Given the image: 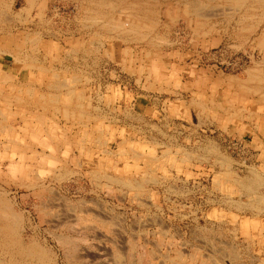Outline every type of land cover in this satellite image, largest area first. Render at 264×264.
<instances>
[{
  "label": "rangeland",
  "instance_id": "obj_1",
  "mask_svg": "<svg viewBox=\"0 0 264 264\" xmlns=\"http://www.w3.org/2000/svg\"><path fill=\"white\" fill-rule=\"evenodd\" d=\"M2 1L0 213L25 240L264 264V0Z\"/></svg>",
  "mask_w": 264,
  "mask_h": 264
},
{
  "label": "bare ground",
  "instance_id": "obj_2",
  "mask_svg": "<svg viewBox=\"0 0 264 264\" xmlns=\"http://www.w3.org/2000/svg\"><path fill=\"white\" fill-rule=\"evenodd\" d=\"M2 1V0H1ZM9 4H7L4 0L2 1L5 5L7 4L8 9H11L12 6L14 5V1L13 0H9ZM28 2L32 1V0H27ZM96 1V0H95ZM139 1V0H138ZM257 1V0H256ZM91 2V1H90ZM123 2V1H122ZM141 2V1H140ZM198 2V1H196ZM245 2V1H244ZM264 2V1H262ZM33 3V2H32ZM185 3V2H184ZM232 3V2H231ZM31 4V3H30ZM133 4V3H132ZM153 4V3H152ZM194 4V3H193ZM209 4V3H208ZM237 4V2H236ZM1 5V4H0ZM103 5V4H102ZM123 5V4H122ZM140 5V4H137ZM191 5V4H189ZM253 5V4H252ZM4 6V5H3ZM100 6V5H99ZM141 6H143L141 4ZM200 6V5H199ZM213 6V5H212ZM239 6V5H237ZM97 7V4H96ZM95 7V8H96ZM101 7V6H100ZM100 7H98L99 9H97L96 11H101L102 9H100ZM132 7V6H131ZM187 7V6H186ZM189 7V6H188ZM195 7V6H194ZM113 8V7H112ZM204 8V7H203ZM253 8V7H251ZM7 8H0V16L4 15L5 12L7 14V11H4ZM132 9V8H131ZM139 9V8H138ZM123 10V9H122ZM127 10V9H126ZM133 10V9H132ZM150 10V9H148ZM198 10V8H197ZM230 10V9H229ZM236 10V9H235ZM141 11V9H140ZM199 11V10H198ZM246 11V10H245ZM196 12V11H195ZM205 12V11H204ZM235 12V11H234ZM247 12V11H246ZM262 12V11H261ZM96 16H97V12H95ZM102 15V12H100ZM132 13V12H131ZM230 13V12H229ZM125 14V13H123ZM155 14V13H154ZM231 14V13H230ZM256 14V13H255ZM100 14H98L99 16ZM100 15V16H101ZM258 15V14H257ZM15 16V15H14ZM2 17V16H1ZM9 17V16H8ZM7 17V18H8ZM93 18V17H92ZM99 18V17H98ZM131 18V17H130ZM137 18V17H136ZM112 19V18H111ZM248 19V18H247ZM7 20V19H6ZM94 20V19H93ZM97 20V19H96ZM256 20V19H255ZM260 20V19H259ZM137 21H139L137 19ZM153 21V20H152ZM151 21V22H152ZM202 22V21H201ZM238 22V21H237ZM256 22V21H255ZM242 23V22H241ZM129 24V23H128ZM127 24V25H128ZM132 26L130 28H132L134 31L135 29L138 27L136 26V24H133V22L131 23ZM143 24V23H142ZM130 25V24H129ZM138 25V24H137ZM146 26V25H145ZM201 26V25H200ZM203 26V25H202ZM103 27V26H102ZM115 27V26H114ZM122 28V30H127L126 28H128L126 26V24L124 23L123 25L118 26V28ZM142 27V26H141ZM140 27V28H141ZM241 27V26H240ZM117 28V29H118ZM124 28V29H123ZM128 28V29H130ZM139 28V29H140ZM131 29V30H132ZM138 29V28H137ZM136 29V30H137ZM143 29V28H142ZM123 32V31H122ZM126 32V31H124ZM136 32V31H135ZM128 33V32H127ZM197 33V32H196ZM137 34V33H136ZM142 34V33H141ZM139 35V32H138ZM140 37V36H139ZM146 37V36H145ZM38 39V38H37ZM263 39V38H262ZM159 40V39H158ZM34 41V40H33ZM262 41V40H261ZM261 43V42H260ZM260 45V44H259ZM32 48V47H31ZM68 53V52H67ZM77 53V52H76ZM260 64V63H259ZM257 67V66H256ZM248 70V69H247ZM252 70V69H250ZM256 70V69H255ZM254 73V72H253ZM251 74V73H250ZM249 75V74H248ZM261 76V75H260ZM264 77V76H263ZM254 78V77H253ZM263 79V78H262ZM254 80V79H253ZM75 81V80H74ZM259 81V80H258ZM260 82V81H259ZM68 114V113H67ZM40 118V117H39ZM47 120V119H46ZM42 121V120H41ZM2 130V129H1ZM7 132V131H6ZM155 140V139H154ZM207 157V156H206ZM227 166V165H226ZM256 174V173H255ZM261 176V174L259 175ZM258 178V177H257ZM262 179L264 177H261ZM261 179V180H262ZM257 180V179H256ZM255 180V181H256ZM264 180V179H263ZM148 181V180H147ZM251 181V180H250ZM257 182H260V180ZM264 183V182H262ZM250 184V183H249ZM260 184V183H258ZM251 185V184H250ZM139 188V187H138ZM263 196V195H262ZM260 199V198H259ZM263 198L261 197L260 200H262ZM264 200V199H263ZM258 202V201H257ZM263 201H261L262 203ZM264 204V203H263ZM6 205V203H5ZM3 206V205H2ZM7 206V205H6ZM5 206V207H6ZM258 207V206H257ZM9 208V206H8ZM7 208V209H8ZM11 209V208H10ZM262 209V208H261ZM1 212L4 213L6 212L5 210L1 209ZM72 215V214H71ZM85 219V218H84ZM111 222V221H109ZM57 224V223H56ZM98 224V223H97ZM65 225V224H64ZM93 225V224H92ZM96 226V225H95ZM88 227H86L87 229ZM93 228V227H92ZM70 229V228H69ZM85 229V228H84ZM90 229V227H89ZM94 229V228H93ZM96 229V228H95ZM99 229V228H98ZM77 230V229H76ZM78 231V230H77ZM86 232V231H85ZM78 233V232H77ZM114 233V232H113ZM68 236V235H67ZM62 237V236H61ZM66 237V236H63ZM69 237V236H68ZM94 237V236H93ZM67 238V237H66ZM32 239V238H31ZM61 239V238H60ZM78 239V238H77ZM98 239V238H97ZM101 239V238H100ZM73 240V239H72ZM115 241V240H114ZM211 241V240H210ZM62 243V242H61ZM67 245V244H65ZM74 245V244H73ZM72 245V246H73ZM82 248V247H81ZM77 248L74 249V252L77 251ZM215 249V248H214ZM71 250H73V248H71L69 250L68 248V252H70ZM83 250V249H82ZM66 253L67 254H71L72 256H67L66 260H64V264H82L81 261V257L77 254H72V252L70 253ZM118 252V251H117ZM0 253L3 254L6 257H4L5 259L8 257V262L7 264H59L58 262V254L51 250V249H47V247H44L43 245L39 244L35 239L33 240H29L26 241L25 240V225L23 223V218L21 217V215L17 214V212L14 211H8L4 214L0 213ZM77 253V252H76ZM119 253V252H118ZM115 254V253H114ZM112 256V255H111ZM119 256V255H118ZM70 257V258H69ZM120 257V256H119ZM80 258V259H79ZM118 258V257H117ZM124 258V257H123ZM167 258V257H166ZM165 258V259H166ZM68 259V260H67ZM83 259V258H82ZM4 260V259H3ZM120 260V259H119ZM2 261L1 257H0V262ZM131 261V260H130ZM6 261H4L5 263ZM103 262V261H102ZM132 262V261H131ZM129 262V263H131ZM85 263V262H84ZM118 263V261H117ZM120 263V262H119ZM133 263V262H132ZM6 264V263H5Z\"/></svg>",
  "mask_w": 264,
  "mask_h": 264
}]
</instances>
